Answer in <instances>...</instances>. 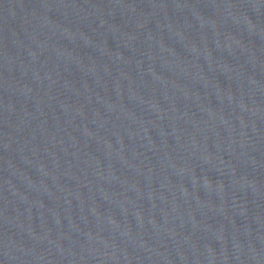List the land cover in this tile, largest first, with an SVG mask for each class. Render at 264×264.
<instances>
[{"label":"water","instance_id":"obj_1","mask_svg":"<svg viewBox=\"0 0 264 264\" xmlns=\"http://www.w3.org/2000/svg\"><path fill=\"white\" fill-rule=\"evenodd\" d=\"M0 264H264V0H0Z\"/></svg>","mask_w":264,"mask_h":264}]
</instances>
